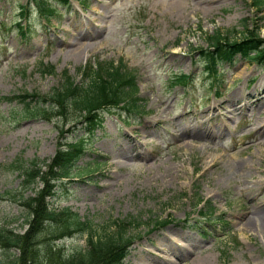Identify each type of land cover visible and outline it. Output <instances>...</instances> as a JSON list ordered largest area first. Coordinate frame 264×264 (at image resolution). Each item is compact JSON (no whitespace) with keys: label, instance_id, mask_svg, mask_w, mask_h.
I'll use <instances>...</instances> for the list:
<instances>
[{"label":"rangeland","instance_id":"rangeland-1","mask_svg":"<svg viewBox=\"0 0 264 264\" xmlns=\"http://www.w3.org/2000/svg\"><path fill=\"white\" fill-rule=\"evenodd\" d=\"M44 1L49 14L28 0H0V96L45 93L64 69L79 80L78 68L89 59L120 60L135 73L142 104L130 117L119 108L103 110L78 160L92 170L64 179L50 204L67 206L96 227L139 219L137 230L130 229L126 264H164L166 256L173 264H264V98L239 111L232 106L264 96V67L236 54L213 78L203 65L206 35L215 29L260 26L264 37V1L256 7L252 0ZM23 3L30 11L25 34L14 22ZM40 61L55 65V73L41 71ZM180 72L189 77L174 83ZM21 105L0 98V226L23 232L28 207L20 194L34 190L20 187L10 163L49 160L63 137L59 120L20 118ZM79 126H72L76 135ZM200 204L211 208L200 215ZM166 216L169 222L150 228L152 219ZM84 237L57 238L43 229L35 264L48 262L42 240L68 252L84 246ZM174 244L178 255L167 251ZM13 253L0 246V259Z\"/></svg>","mask_w":264,"mask_h":264},{"label":"trees","instance_id":"trees-1","mask_svg":"<svg viewBox=\"0 0 264 264\" xmlns=\"http://www.w3.org/2000/svg\"><path fill=\"white\" fill-rule=\"evenodd\" d=\"M35 2L39 10L49 14L44 0H29ZM68 2L69 0H64ZM264 0H252V5L258 6ZM20 19L17 20L22 34L29 31L27 21L30 11L26 4H21ZM24 18L26 21L21 22ZM264 28V27H263ZM231 31H238L237 37H230ZM262 27H246L236 29L234 26L225 31L215 29L206 35L207 46L203 50V64L206 72L215 78L218 75V65L222 61H231L234 55L240 53L264 65V37H261ZM40 70L55 73L53 64L40 61ZM80 79L68 73L61 72L60 82L48 92H19L3 95L8 101L19 99L22 102L18 111L20 118L37 117L55 118L58 132L63 137L58 141L57 149L48 160L36 156L11 162L21 176L20 187L25 190L31 187L32 195L23 198L27 208L25 222L27 227L23 232L0 226V246L4 249L15 248L18 253L11 254L9 261L0 259V264H35L38 255V237L40 232L48 228L54 237L72 235L76 232L85 234V245H75L68 252L63 247L49 240H42L44 259L47 264H126L124 257L132 243L133 234L130 229L137 230L141 221L135 217L114 218L113 227L109 225L96 227L87 218H81L69 207H55L50 204L49 197L57 194L65 178L73 175L81 176L91 171V168L80 165L77 161L82 155L86 139L100 125L104 109L119 108L126 117L140 112L142 104L137 95L138 86L135 73L122 61H100L90 59L78 68ZM187 73L175 75L176 82H184ZM31 96L32 100H27ZM80 124L79 134L70 136L72 126ZM75 130V129H73ZM17 162V163H16ZM40 184L38 187L37 184ZM22 193L23 189H22ZM199 203V202H198ZM207 206V205H206ZM205 208V204L202 205ZM211 208L210 206H207ZM199 209L201 213L204 210ZM207 210V209H206ZM151 229L158 222H168L170 216L152 219ZM149 225V223H148Z\"/></svg>","mask_w":264,"mask_h":264},{"label":"bare ground","instance_id":"bare-ground-1","mask_svg":"<svg viewBox=\"0 0 264 264\" xmlns=\"http://www.w3.org/2000/svg\"><path fill=\"white\" fill-rule=\"evenodd\" d=\"M79 43H82L81 41H78L77 43H76V45L77 44H79ZM81 45V44H80ZM83 45V44H82ZM75 47V46H74ZM73 47V48H74ZM72 55H74V54H72ZM264 89V87L262 88V90ZM253 96H255V92L253 93V92H251V93H249L247 96H246V98H253ZM264 98V96L259 92L258 93V95L257 96H255L254 98H253V100L252 101H246L245 99H242V100H240L239 101V103H236V104H233L232 106L234 107V111H239L240 109H242L243 107H246V106H250V105H252L254 102H259L261 99H263ZM231 101H234V99H232ZM233 103V102H232ZM211 110H213V109H210L209 111H211ZM158 122L160 121V119H158L157 120ZM160 123V122H159ZM200 125H204V122H201L200 123ZM182 129H185V131H187L188 133L190 132V130L187 128V126L186 125H182ZM199 130H201V129H199ZM198 130V131H199ZM197 131V130H196ZM196 131H195V133H196ZM203 131V135H211L212 134V132L211 131H208V130H206V129H204V130H202ZM184 133V132H183ZM183 133L182 132H180L179 133V135L180 136H183ZM248 224V223H247ZM179 249V247H177V245L176 244H174V245H172V246H170V247H168V250L167 251H169L170 252V254H174V255H178L177 254V250ZM165 262H164V264H173L174 263V260H172L169 256H166V260H164Z\"/></svg>","mask_w":264,"mask_h":264}]
</instances>
